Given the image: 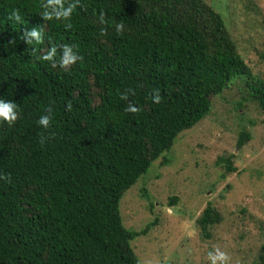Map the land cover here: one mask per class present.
<instances>
[{
	"label": "trees",
	"instance_id": "obj_1",
	"mask_svg": "<svg viewBox=\"0 0 264 264\" xmlns=\"http://www.w3.org/2000/svg\"><path fill=\"white\" fill-rule=\"evenodd\" d=\"M63 6H74L71 18L48 20L61 10L49 0H0V100L18 114L12 125L0 120V264H141L131 242L154 224L125 228L122 196L235 80L264 114V81L203 0ZM17 10L20 20L10 19ZM65 44L83 59L68 69L41 59L57 45L59 60ZM129 104L139 111H125ZM249 139L242 131L237 148ZM218 162L235 171L230 158ZM221 219L205 207L196 221L204 238ZM259 257L264 264V245Z\"/></svg>",
	"mask_w": 264,
	"mask_h": 264
},
{
	"label": "rangeland",
	"instance_id": "obj_2",
	"mask_svg": "<svg viewBox=\"0 0 264 264\" xmlns=\"http://www.w3.org/2000/svg\"><path fill=\"white\" fill-rule=\"evenodd\" d=\"M203 1L222 17L237 53L264 81V0ZM242 131L250 139L237 148ZM220 158H230L235 171L227 172ZM208 204L222 219L207 239L196 221ZM119 210L127 229L154 224L131 242L141 264H212L208 253L215 255L217 247L230 264H260L264 114L242 80L211 99L210 113L152 163L122 196Z\"/></svg>",
	"mask_w": 264,
	"mask_h": 264
},
{
	"label": "clouds",
	"instance_id": "obj_3",
	"mask_svg": "<svg viewBox=\"0 0 264 264\" xmlns=\"http://www.w3.org/2000/svg\"><path fill=\"white\" fill-rule=\"evenodd\" d=\"M51 5H59L61 10H56L54 13H45V18L48 20L53 19V15L57 18H71L72 13L74 11V6L64 8L63 0H49ZM15 18L16 20H20L18 10L13 12L11 18ZM101 22H104V16L101 14L100 17ZM123 24H117L116 30L119 33L123 32ZM102 34H104L102 32ZM27 36H32L36 38V42H41L40 33L37 31H32L31 33L24 32V38ZM28 43L31 44L32 40H28ZM57 49L58 46L54 45L50 51L47 52L46 55L41 57L42 60L51 61L52 67H56L59 64L60 67L64 69H68L71 65L75 64L77 60L83 59L81 56L75 54L72 50V46L67 44L64 45L63 48V56L59 57V60H56L57 57ZM132 93V90H126L125 93L121 94V99L126 100L128 98V94ZM134 94V93H132ZM155 103L161 102V96L159 91L157 90L155 94L151 97ZM69 110H71V103L68 105ZM127 112L137 113L139 109L131 104L125 109ZM18 119V114L16 112V104L13 102H5L4 100H0V120L7 121L9 125H12ZM38 123L43 126L44 128H48L50 125V116L43 115L41 116ZM43 142V141H42ZM208 258H211L212 264H230L231 257L224 251H220V248H216V253L213 255L211 252L208 253Z\"/></svg>",
	"mask_w": 264,
	"mask_h": 264
}]
</instances>
